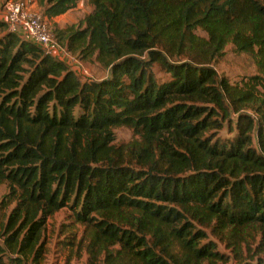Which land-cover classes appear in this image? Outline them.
<instances>
[{
    "label": "trees",
    "instance_id": "trees-1",
    "mask_svg": "<svg viewBox=\"0 0 264 264\" xmlns=\"http://www.w3.org/2000/svg\"><path fill=\"white\" fill-rule=\"evenodd\" d=\"M37 1L49 19L77 3ZM90 2L53 33L98 80L0 21V264H41L63 209L86 264H221L217 241L242 257L256 237L264 254V0ZM227 45L256 72L218 76ZM118 127L137 140L116 145Z\"/></svg>",
    "mask_w": 264,
    "mask_h": 264
},
{
    "label": "rangeland",
    "instance_id": "rangeland-1",
    "mask_svg": "<svg viewBox=\"0 0 264 264\" xmlns=\"http://www.w3.org/2000/svg\"><path fill=\"white\" fill-rule=\"evenodd\" d=\"M33 10L42 15V9L37 0H30ZM93 8L90 0H77L76 6L67 11L62 17H58L59 23L54 22L46 17V23L49 29L53 33L54 27L65 28L69 25H76L81 19L91 11ZM43 16V15H42ZM58 24V25H57ZM198 33L205 36L203 32ZM54 34V33H53ZM55 37V36H54ZM76 56V55H75ZM82 66L86 73L79 72V78L84 80H98L107 75L105 68H102L98 63L94 61H85L80 59ZM218 76L227 77L231 82L240 80L243 76L256 72V65L252 58L244 53H236L230 45L225 47V54L223 58L215 65ZM153 72L158 81L165 80L168 76L161 72L157 67H153ZM116 145L127 144L137 140V137L133 134L132 130L128 127H118L114 129ZM221 137H231V134L226 132L223 128L220 131ZM7 192V186L5 184L0 185V200L1 197ZM12 206V205H11ZM7 209L0 203V230L1 224L6 219V215L11 208ZM83 233V227L72 224V216L66 209L56 212L48 221L46 225L45 239H46V253L44 260L41 264H86L87 254L84 246L78 248V241ZM1 238V237H0ZM212 240H216L210 237ZM71 242V244H70ZM1 243V239H0ZM219 252L226 256V261L221 264H241V258H246V262H253L251 254L260 256L264 261V254L256 247L258 243V237L254 242H249L244 250L241 251L243 256H236L229 249L226 248L223 243L216 242ZM10 257L14 258L13 255ZM24 264H30L25 262Z\"/></svg>",
    "mask_w": 264,
    "mask_h": 264
},
{
    "label": "built area",
    "instance_id": "built-area-1",
    "mask_svg": "<svg viewBox=\"0 0 264 264\" xmlns=\"http://www.w3.org/2000/svg\"><path fill=\"white\" fill-rule=\"evenodd\" d=\"M0 21L7 31L32 42L74 72L86 73L79 58L56 41L46 17L33 10L30 0H0Z\"/></svg>",
    "mask_w": 264,
    "mask_h": 264
},
{
    "label": "crops",
    "instance_id": "crops-1",
    "mask_svg": "<svg viewBox=\"0 0 264 264\" xmlns=\"http://www.w3.org/2000/svg\"><path fill=\"white\" fill-rule=\"evenodd\" d=\"M66 13V12H65ZM64 13V14H65ZM64 14H61V15H58V16H55V17H52V18H50V20H53L54 22H56V23H59V20L57 19L58 17H62V15H64ZM49 19V18H48ZM58 25V24H57ZM61 28V27H60Z\"/></svg>",
    "mask_w": 264,
    "mask_h": 264
}]
</instances>
